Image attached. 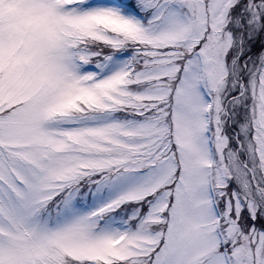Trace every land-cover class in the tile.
Listing matches in <instances>:
<instances>
[{
	"label": "snow or ice",
	"instance_id": "1",
	"mask_svg": "<svg viewBox=\"0 0 264 264\" xmlns=\"http://www.w3.org/2000/svg\"><path fill=\"white\" fill-rule=\"evenodd\" d=\"M0 264H264V0H0Z\"/></svg>",
	"mask_w": 264,
	"mask_h": 264
}]
</instances>
